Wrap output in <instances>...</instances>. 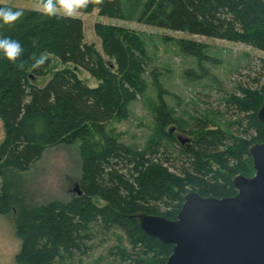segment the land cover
<instances>
[{"label": "trees", "instance_id": "trees-1", "mask_svg": "<svg viewBox=\"0 0 264 264\" xmlns=\"http://www.w3.org/2000/svg\"><path fill=\"white\" fill-rule=\"evenodd\" d=\"M23 15L11 26L0 25V38L18 40L23 48L15 63L0 57V215L13 219L21 239L17 260L24 264H69L91 252L95 231L111 235L116 245L109 256L122 264H166L173 246L148 236L140 214L175 220L184 197L229 198L237 194L233 177L247 176L249 148L264 143V123L257 118L264 101L259 89L238 87L226 99L240 125L239 137L221 130L198 129L193 145H179L184 165L166 157L175 133L157 84L161 105L158 135L146 148L121 143L108 132L114 119L129 117V105L148 89L145 47L137 32L97 23L95 44L84 42L83 22L39 10L17 8ZM94 10L109 19L240 43L264 53V0H87L83 14ZM179 50L198 62L186 77L210 78L203 63L211 59L208 45L185 37L174 40ZM41 54L46 63L32 67ZM107 58V59H106ZM264 70V60L261 61ZM22 65V67H18ZM87 72L98 86L78 77ZM201 73V74H200ZM51 76L44 86L38 80ZM171 129V128H170ZM175 139H174V137ZM98 137L100 144L94 143ZM82 142V175L70 201L36 207L24 204L10 187L8 172H26L41 160L47 147ZM224 147V148H221ZM253 163V162H252Z\"/></svg>", "mask_w": 264, "mask_h": 264}, {"label": "rangeland", "instance_id": "rangeland-1", "mask_svg": "<svg viewBox=\"0 0 264 264\" xmlns=\"http://www.w3.org/2000/svg\"><path fill=\"white\" fill-rule=\"evenodd\" d=\"M38 3L39 0H0L2 5L30 10H38ZM75 18L83 22L84 42L95 44L102 54V42L94 31L97 23L137 32L144 44L147 65L144 77L148 89L132 100L128 118L114 119L108 126V132L121 143L144 149L156 139L159 130L156 117L161 105L157 84L163 89L164 109L171 119V124L165 131L169 132L170 128H174L175 135L181 134L190 139L188 147L193 145L198 129L203 127L239 137L240 125L237 121L242 118L227 107L226 99L237 94L238 87L259 89L264 85L261 63L264 60L263 52L240 43L173 33L137 22L109 19L100 16L98 10L90 14L80 11ZM180 37L208 45L207 55L211 60L204 62L203 67L209 71L210 78L193 81L186 77V71L190 69L199 74V66L197 60L179 50L174 40ZM50 77L38 80V85L44 86ZM78 77L92 88L98 86V82L83 70L78 71ZM154 78L157 79V84ZM4 138V128L0 122V145ZM93 138L94 143L99 145V138ZM81 147L80 141L71 146L47 147L41 160L29 171L8 172L10 187L24 204L30 206L40 207L52 201H70L82 175ZM180 148L177 139L176 143L171 146L166 144L165 148L168 151L166 157L173 160L179 170L184 165ZM252 162H247L246 169L247 176L253 177L255 171ZM116 244L111 235L106 236L96 230L89 255L69 264H122L109 256V250ZM20 249L21 239L16 234L13 219L0 215V264H24L17 260Z\"/></svg>", "mask_w": 264, "mask_h": 264}, {"label": "water", "instance_id": "water-1", "mask_svg": "<svg viewBox=\"0 0 264 264\" xmlns=\"http://www.w3.org/2000/svg\"><path fill=\"white\" fill-rule=\"evenodd\" d=\"M257 118L264 123V101ZM176 139L180 145L190 142L181 134ZM249 154L255 174L234 177L235 196L189 192L175 220L137 216L148 236L173 246L166 264H264V143L253 144ZM75 193L82 195L78 185Z\"/></svg>", "mask_w": 264, "mask_h": 264}, {"label": "clouds", "instance_id": "clouds-1", "mask_svg": "<svg viewBox=\"0 0 264 264\" xmlns=\"http://www.w3.org/2000/svg\"><path fill=\"white\" fill-rule=\"evenodd\" d=\"M86 7L87 0H39L38 3V10L46 17L59 15L64 18H74ZM22 15V11L13 10L10 7H0V25L11 26ZM22 52L23 48L18 40L10 37L0 38V57L9 63H15ZM46 59L44 54L34 57L32 67L40 69L45 65ZM18 67H22V65H18Z\"/></svg>", "mask_w": 264, "mask_h": 264}]
</instances>
